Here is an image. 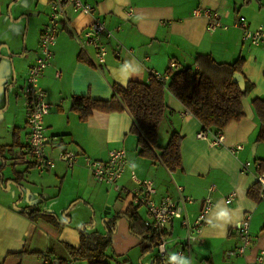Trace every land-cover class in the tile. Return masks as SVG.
I'll return each instance as SVG.
<instances>
[{
  "label": "crops",
  "instance_id": "0c3cea01",
  "mask_svg": "<svg viewBox=\"0 0 264 264\" xmlns=\"http://www.w3.org/2000/svg\"><path fill=\"white\" fill-rule=\"evenodd\" d=\"M16 1L0 0V53L10 58L21 54L22 59L16 61L13 71L20 75L24 84L37 55L40 32L49 19L50 0H29L20 5ZM82 1L94 6L95 14L108 28L119 26L120 29L113 39L105 41V57L96 60L94 50L81 48L74 36L83 33L92 22V16L66 7L67 23H60L50 64L37 79L51 104L42 124L49 136L58 138L49 153L55 155L62 147L91 158L106 159L110 149L122 147L130 163L118 185L132 188L148 179L156 185V201L166 195L176 198L177 186H180L183 194L193 198V203L187 206L191 220L196 217L202 200L211 196L215 203L190 249L180 244L185 231L179 220L168 225L167 252L165 258L161 257L165 264H256V257L264 251V199L258 194L256 198L250 197L248 190L258 184V162L264 159V142H257L254 154L251 151L258 129L252 101L264 99V44L251 45L237 27L218 28L209 33L205 30L206 19L200 12L204 8L216 11L226 24L243 16L250 28L264 27V0ZM19 16L21 19L28 16L29 22L22 52L18 42L21 24L16 23ZM197 54H209L215 61L227 63L241 58V71L253 87L241 98L243 117L223 129L222 144L211 145L198 133L205 131L211 135L215 131L202 127L166 89L167 81L157 144L164 147L173 133L180 136V165L174 170H169L160 160L159 148L153 149L151 155L140 152L137 137L132 132L133 118L126 109L93 110L84 121L71 110L74 96L109 100L113 96V84L126 86L130 81L147 82L150 70L164 73L168 69L177 71L189 66L195 69L193 61ZM9 61L6 57L0 59V96L2 91L6 95L4 102H0V111L6 110L12 115L8 126L10 144L7 145L16 141L13 149L20 150L19 157L27 151L29 130L22 96V101L12 107L13 100L6 89L12 77ZM235 144H242L243 148L232 153L230 147ZM246 161L250 166L242 171L241 166ZM16 162L20 164L16 170L24 171L19 187L12 182L14 176L11 168H7V160L2 173L6 171L3 177L9 182L5 186L3 180L0 181V264H85L71 259L64 243L78 246L81 228L87 233H103L102 220L125 211L129 198L110 185L96 182L81 160L72 168L57 162L54 168L43 173L20 159ZM211 186L213 190H209ZM18 189L22 190L19 202ZM231 192H234L233 200L225 203L224 197ZM105 204L108 207L103 212ZM14 205L25 210L39 209L53 216L55 223L45 217L25 216ZM137 210L144 220L145 209L137 207ZM91 211L94 217H99V220L93 218V225L89 223ZM246 213L251 217L253 244L245 255L228 257L226 253L240 244L236 227ZM140 242V238L130 232L127 219L119 216L107 253L121 258L122 264H153L154 258L159 256L157 248L143 254ZM179 250L182 255L178 257ZM175 258L177 263H174ZM110 259L108 257V261Z\"/></svg>",
  "mask_w": 264,
  "mask_h": 264
},
{
  "label": "built area",
  "instance_id": "2783aa9c",
  "mask_svg": "<svg viewBox=\"0 0 264 264\" xmlns=\"http://www.w3.org/2000/svg\"><path fill=\"white\" fill-rule=\"evenodd\" d=\"M67 6H70L73 12H82L92 16V22L83 33L81 35L74 34V36L81 48L91 47L94 50L96 60L105 57L107 52L105 41L113 39L115 32L120 29L119 26L108 28L105 22L95 14V8L90 3L82 0L49 1V19L40 32L37 55L28 69L21 89V96L27 111L26 124L29 135L27 151L20 156V160L32 165L41 173L54 168L57 162H62L66 167L72 168L81 160L96 182L110 185L116 191L123 192L129 198V205L145 209L146 218L143 223L158 235L160 241L157 245V253L160 257L165 258L166 256L167 239L165 233L173 220H179L185 231L184 236L180 239V244L182 247L190 249L191 244L198 239L202 228L207 223V215L215 203L211 196H206L202 200L196 217L191 220L187 206L193 203V198L183 194L180 186H177L178 196L176 198L166 195L156 201L154 199L157 192L156 185L148 179L139 181L132 188H124L118 185V180L130 163L126 151L122 147L110 149L106 159L91 158L62 147L57 150L55 155L49 153L54 148V143L58 141V138L49 136L42 124L43 117L49 113L51 104L47 102L44 90L38 86L37 79L50 64L52 46L55 44L60 23H67ZM199 12L197 11V13ZM200 13L206 19L205 30L209 33L218 28L226 30L229 27H237L242 30L243 39L251 45L264 44V27L250 28L243 16H237L231 24H226L221 21L216 11L204 8ZM171 66L174 64L172 63ZM149 78H154L165 86L170 78V73L150 70ZM198 136L208 139L211 145H220L224 141L222 129L216 130L211 135L205 131H200ZM242 148V144H235L230 147V151L236 153ZM249 166V161L244 162L241 166L242 171H247ZM256 180L259 186V198L264 199V173H258ZM209 190H213V186L209 187ZM233 197L234 192L225 196V203H230ZM250 218V214L246 213L238 223L236 230L240 244L236 249L226 253L228 257L245 255L247 248L253 244V237L250 234ZM181 255L182 250H179L177 256ZM262 260H264V251H261V254L256 257V264H261ZM174 263H177L176 258Z\"/></svg>",
  "mask_w": 264,
  "mask_h": 264
},
{
  "label": "trees",
  "instance_id": "16d2710c",
  "mask_svg": "<svg viewBox=\"0 0 264 264\" xmlns=\"http://www.w3.org/2000/svg\"><path fill=\"white\" fill-rule=\"evenodd\" d=\"M193 64L196 66L195 69L190 66L177 71L168 69L170 78L166 89L181 101L184 107L199 120L204 129L223 130L229 123L239 121L243 117L241 98L253 87L241 71L243 60L238 58L231 63L217 62L209 54H197ZM234 73L243 76L244 89L233 81ZM164 91L165 86L154 78H149L147 82L130 81L126 86L113 84V96L109 100L74 96L71 110L75 111L84 121L93 110L106 112L126 109L133 118L132 132L137 137L140 152L144 155H151L153 149L159 148L160 160L169 170H174L180 165L178 151L180 136L173 133L164 147H159L157 144L158 128L165 110ZM252 106L258 123L254 140L264 142V99H254ZM16 144L17 142L14 141L10 147L13 148ZM5 149V146L0 145V158L3 161L5 160L3 156ZM2 167L1 163L0 171ZM258 173H264V159L258 162ZM258 190L259 186L256 184L248 190V195L256 198ZM19 210L25 216L34 219L45 217L46 220L55 223L53 216L39 209L20 208ZM119 216L127 219L130 232L140 238L143 254L151 253L157 248L160 241L158 235L144 225L137 207L129 205L125 211L103 222V233L97 231L87 233L82 229L79 231L78 246L64 243L69 257L74 261H83L88 264H110L107 250L111 244V235L115 230L116 218ZM153 264H165V262L156 256Z\"/></svg>",
  "mask_w": 264,
  "mask_h": 264
},
{
  "label": "rangeland",
  "instance_id": "374dc122",
  "mask_svg": "<svg viewBox=\"0 0 264 264\" xmlns=\"http://www.w3.org/2000/svg\"><path fill=\"white\" fill-rule=\"evenodd\" d=\"M28 1L29 0H17L15 3L17 5H20L22 3L27 4V3H29ZM15 3H13V5ZM11 7H12V5H11ZM28 14H29V11H27V15ZM241 14H243V12H241ZM17 18H20V19L16 23H20L21 24V26L19 27L20 35L18 37V42H19V49L21 50L20 52H22V50L24 48L25 35H26L27 29H28V26H29V22H28V16L27 17H23L22 19H21L20 16L17 17ZM12 59H13V61H12ZM18 59H22V56H21L20 53L17 54L16 56H12L11 60L8 63V66H9V69L11 71L12 77H11V81L9 82V85L6 87V89L7 90L9 89V96L12 98L11 100H13L12 101V107H13L14 104L16 105V104H18V103H20L22 101V99H21V89H19V88L23 85V82L21 80L20 75H18L17 72L13 71V69L16 66L15 63H16V61H18ZM23 65L26 66V61L25 60H23ZM15 81H16V83H15ZM1 94L2 95L0 96V102H4L5 96H6L5 92L2 91ZM12 107L10 108L11 111L13 110ZM14 108L16 109V106ZM11 118H12V115L8 114V112L6 110L0 111V145H5V147H6V149L4 151V156L6 157V160L8 161V163H7V168L8 169L12 168L13 162L17 163L16 162L17 159H20V156L19 157L17 156L20 150L19 149H13V148L10 147V145H7V144H10L9 140H10L11 134L9 133V129H8L9 127L8 126L10 125L9 120H11ZM9 162H11V163H9ZM0 164H1V161H0ZM17 164L13 168L17 169L19 167V165H20V164H18V165ZM5 166H4V168H5ZM4 168L1 169L2 172H3ZM32 169H34L33 166H32ZM5 174H6V171H5L4 175H2V180H3L4 185L6 186L7 183L9 182V180L7 178L3 177V176H5ZM27 181H28V183L32 182L30 180H27ZM17 192H18L17 201L19 202L20 197L22 196V190L18 189ZM25 192H26L25 193L26 197H28L29 193H30L28 187H27V190ZM106 206L108 207V205L105 204L104 208L102 209L103 212L107 208ZM93 218L97 220L99 217H97V216L94 217V212L91 211L89 223L92 222ZM99 223H100V221L98 222V224ZM96 229H98V227H96ZM107 254H108V257L111 258L109 260L110 264H122L121 263L122 262L121 258L119 259L118 256H115V255H113L110 252H108ZM85 264H88V263L85 262ZM137 264H139V263L137 262Z\"/></svg>",
  "mask_w": 264,
  "mask_h": 264
},
{
  "label": "water",
  "instance_id": "95a60500",
  "mask_svg": "<svg viewBox=\"0 0 264 264\" xmlns=\"http://www.w3.org/2000/svg\"><path fill=\"white\" fill-rule=\"evenodd\" d=\"M9 7H10V5H9ZM23 17H26V16H23ZM8 55H9V54H8ZM4 57L9 58V60H11V58H10L9 56H5V55H3V54L0 53V59H1V58H4ZM233 81L236 82V83L240 86L241 89H244V78H243V76H242L241 74H239V73H234V74H233ZM2 146H5V145H2ZM256 146H257V142H255V143L252 144V146H251L252 154L255 153ZM13 148H14V147H13ZM3 156H4V155H3ZM4 158H5L4 161L0 158V161H1L2 165H3L2 168H4L5 163H6V157L4 156ZM13 166H14V163L12 164V168H11V170H12V174H13V176H14V178L12 179V182H13L16 186L19 187V181H20V179L23 178L24 171H17L15 168H13ZM2 175H3V173H2V170H1V171H0V178H1L0 181H2ZM19 176H20V177H19ZM17 179H18V180H17ZM14 207L17 208L16 205H14ZM105 220H107V218H104V219L102 220V223H103ZM90 225H93V222H92ZM80 230H82V228H81ZM157 257H160V256H157ZM160 258H161V257H160ZM161 259H162V258H161Z\"/></svg>",
  "mask_w": 264,
  "mask_h": 264
}]
</instances>
